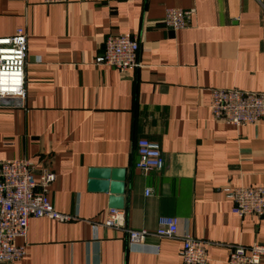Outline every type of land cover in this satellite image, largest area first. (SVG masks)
I'll return each mask as SVG.
<instances>
[{"label": "crops", "instance_id": "0c3cea01", "mask_svg": "<svg viewBox=\"0 0 264 264\" xmlns=\"http://www.w3.org/2000/svg\"><path fill=\"white\" fill-rule=\"evenodd\" d=\"M169 7L193 9L192 25L167 28ZM19 27L26 98L0 97V157L50 159L49 200L71 218H30L12 264H182L185 233L206 241L209 264H228L231 245L264 244V215L239 217L224 192L264 186V118L235 127L209 107L213 88L264 92V0H0V37ZM127 32L139 65H97L106 38ZM140 138L160 144L161 170L136 168ZM92 167L127 169V227L170 215L178 235L132 246L105 227L109 194L88 190Z\"/></svg>", "mask_w": 264, "mask_h": 264}, {"label": "built area", "instance_id": "2783aa9c", "mask_svg": "<svg viewBox=\"0 0 264 264\" xmlns=\"http://www.w3.org/2000/svg\"><path fill=\"white\" fill-rule=\"evenodd\" d=\"M47 4L67 0H43ZM193 9L169 7L165 11V26L174 31L189 28L193 23ZM138 39L131 33L109 35L103 52L95 59L97 65H108L120 73L139 65ZM28 51V34L19 27L13 35L0 37V97L26 98L25 65ZM210 110L214 118L223 123L241 127L264 118V92L235 88H213ZM138 160L136 168L149 174L164 167L160 144L148 138L136 143ZM57 175L50 166V159L39 163L28 159L0 157V264L16 263L26 254V234L29 219L49 218L61 222L70 220L69 214L56 210L49 200V190ZM226 198L232 203V212L239 217L264 215V186L236 185L224 188ZM150 188L146 195H151ZM179 219L161 215L155 229L126 226V213L109 209L105 227L123 230L132 246L144 245L148 238H173L178 235ZM17 239L23 242L17 244ZM182 264H209L206 241L189 233L182 236ZM264 244L250 247L231 245L228 264H262Z\"/></svg>", "mask_w": 264, "mask_h": 264}, {"label": "water", "instance_id": "95a60500", "mask_svg": "<svg viewBox=\"0 0 264 264\" xmlns=\"http://www.w3.org/2000/svg\"><path fill=\"white\" fill-rule=\"evenodd\" d=\"M127 169L92 167L89 170L88 190L109 194V208H125Z\"/></svg>", "mask_w": 264, "mask_h": 264}]
</instances>
